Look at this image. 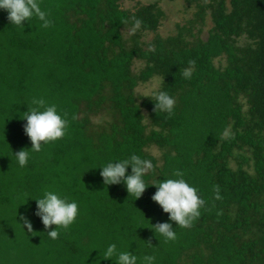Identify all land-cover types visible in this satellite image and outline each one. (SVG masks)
<instances>
[{"label": "trees", "instance_id": "trees-1", "mask_svg": "<svg viewBox=\"0 0 264 264\" xmlns=\"http://www.w3.org/2000/svg\"><path fill=\"white\" fill-rule=\"evenodd\" d=\"M184 1L198 6L195 22L209 15L205 38L179 31L143 44L142 33L160 25L154 4L128 11L119 0H38L52 24L33 16L23 30L0 9V264H116L104 259L111 244L138 264L144 256L154 264H264V0ZM150 80L176 100L171 117L154 112L155 92H137ZM33 98L68 120L65 136L40 152L23 131ZM21 149L29 152L24 167ZM131 155L154 166L139 199L100 176ZM175 170L206 202L190 228L151 200L152 184L177 179ZM46 189L79 209L55 240L34 215ZM157 222L172 223L176 240L165 242Z\"/></svg>", "mask_w": 264, "mask_h": 264}, {"label": "clouds", "instance_id": "clouds-1", "mask_svg": "<svg viewBox=\"0 0 264 264\" xmlns=\"http://www.w3.org/2000/svg\"><path fill=\"white\" fill-rule=\"evenodd\" d=\"M0 9L5 10L8 15L7 19L10 24H14L24 28V22L30 20L33 16L42 21V27L48 28L52 22L47 18L48 14L41 10L38 0H0ZM140 21L136 20L137 27ZM190 67L186 68L183 76L186 79L191 78L194 60H190ZM154 112H166L171 117L174 112L176 100L165 91H157L153 94ZM31 103L35 106L24 112L22 119L26 120L23 125L25 135L31 141V150L40 152L42 143L47 144L62 139L68 127L67 113L64 118L57 112L55 104L47 105L43 98H33ZM18 163L24 167L29 159V152L21 149L15 153ZM131 167V173L127 174V170ZM150 160L142 159L137 155H131L130 158L109 162L106 166L101 167L100 176L103 178L105 185H119L123 183L126 186L129 195H133L135 199L142 197L145 190L149 187L146 185L143 177L153 169ZM177 179H166L159 183L152 184L156 187V192L152 195L151 200L157 203L164 213L169 215V220L174 222L181 228H190L194 220L201 215L200 209L205 206V200L202 199L197 189L190 186L185 179L184 173L175 170L173 173ZM215 200H221L220 188L218 185L213 187ZM36 200L35 216L39 217L52 239L59 238L57 229L63 228L67 230L79 214L78 204L76 202H68L67 197H61L54 191L45 190L43 198ZM218 215L222 214L220 212ZM20 221L29 233H33V226L30 220L25 216H20ZM55 226V228H53ZM152 229L165 238V242L176 240V233L173 224L169 222H157L152 225ZM151 245V241H147ZM116 257V264H138V257L130 251L118 252L115 244L107 247L104 253V259H112ZM154 256H144L142 264H154Z\"/></svg>", "mask_w": 264, "mask_h": 264}, {"label": "rangeland", "instance_id": "rangeland-1", "mask_svg": "<svg viewBox=\"0 0 264 264\" xmlns=\"http://www.w3.org/2000/svg\"><path fill=\"white\" fill-rule=\"evenodd\" d=\"M119 4L124 10L128 11H133L137 7L144 5H156L154 12L160 13V25L156 32L142 33L141 42L143 44L150 43L156 36L165 38L174 36L179 31L186 33L188 39H191L189 34H200L202 38H205L206 32L211 26V20L208 14L203 16L204 25H201L200 21L195 22L194 18L198 11V6L195 3L189 4L184 0H119ZM188 28H191L192 33L187 31ZM124 33H126L125 36L128 37L132 34V30L127 28ZM239 43L240 45H244L246 43V38H242ZM138 66L139 65H136V68ZM158 86L156 80H150L149 82L139 84L136 90L139 94L148 96L153 94ZM94 121H97V119L94 118ZM152 154L158 155L159 152L156 149H152Z\"/></svg>", "mask_w": 264, "mask_h": 264}]
</instances>
